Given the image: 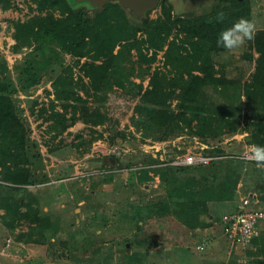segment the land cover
Masks as SVG:
<instances>
[{
    "label": "trees",
    "instance_id": "obj_1",
    "mask_svg": "<svg viewBox=\"0 0 264 264\" xmlns=\"http://www.w3.org/2000/svg\"><path fill=\"white\" fill-rule=\"evenodd\" d=\"M29 1V15L9 20L13 39L9 50L21 54L8 66L0 53V186L8 190L0 196V207L10 232L15 225L26 223L24 230L13 233L15 240L42 242L44 226L50 221L46 211L39 214L38 199L27 189L45 183L49 175L42 169L38 147L29 136L14 95L29 94L43 75L50 81L60 107L55 110L50 102V111L44 116L50 120L47 130L51 138L69 132L68 127L77 120L94 133L92 126L106 119L98 106L87 105L79 93L71 65L63 61L65 53L76 64L79 57H87L79 66L92 92L104 93L116 85L137 96L131 122L141 139L163 140L187 132L205 144L201 153L211 156L204 164L172 165L170 158L148 155L145 164L136 169L135 181L147 185L155 176L162 193L129 201L137 226L150 217L166 215L190 230L211 225L215 217L212 206L231 207L245 168L254 179L250 191L255 193L256 206L264 207L259 206L264 202V168L252 160L223 156L240 150L243 144L264 145V27L257 28L251 40L257 55L248 80L225 76L213 59L225 50L217 46L220 31L241 17L250 19L249 0H194L185 14L173 12L171 0H158L157 14L141 19L128 15L127 7L116 0L105 1L101 8L73 7L69 0ZM8 7L9 0H0V8ZM221 11L225 14L222 22L217 20ZM160 49L163 66L151 68ZM133 50L136 58L131 60ZM44 110L43 106L39 109ZM242 129L246 133L240 140L231 138L232 147L227 149L221 143L223 136ZM116 133L124 136L122 130ZM81 134L75 133V146L87 145L94 137L84 139ZM83 150L86 147L79 152ZM111 158L119 165H129L119 163L114 154L109 163ZM71 167L70 163L63 165L56 175L69 176ZM35 231L38 237L32 236Z\"/></svg>",
    "mask_w": 264,
    "mask_h": 264
},
{
    "label": "rangeland",
    "instance_id": "obj_2",
    "mask_svg": "<svg viewBox=\"0 0 264 264\" xmlns=\"http://www.w3.org/2000/svg\"><path fill=\"white\" fill-rule=\"evenodd\" d=\"M69 1L73 7L80 5L93 7L90 0ZM249 1L250 19L255 22L256 28L264 27V0ZM9 2L10 7L6 15L2 13L0 16V53L5 56L8 66L21 54L11 52L10 43L7 44V40L3 38L10 34L9 20L23 19L32 12L29 9V6H32L29 0ZM171 2L173 12L185 14L194 0ZM157 12V7L148 11L127 8V14L136 19H141L146 14L154 17ZM131 53L132 60L136 55L134 50ZM256 55L257 52L249 41L242 50L234 53L223 50L213 55V59L218 67L219 63H222L221 70L225 76L236 77L242 81L250 78ZM74 59L67 53L64 54L63 61L71 65L72 76L78 81L79 93L87 99V105L98 106L106 115V119L103 123L92 126L95 129L94 133L88 130L86 124L77 120L68 127L69 132L63 131L51 138L50 131L47 130L50 120H45L44 116L50 111V102H53V109L60 110V107L53 96L50 81L43 75L29 94L17 92L14 95L15 102L21 108L22 116L29 126V136L38 147L42 169L49 175L45 183L27 186V189L32 190L31 194L38 199L36 204L39 214L46 211L50 222L44 226L45 236L42 242H18L20 240H15L13 233L24 230L26 223L15 225L10 232L3 223L4 209L0 207V264L198 263L201 257H206L216 248L208 243H204L203 246L200 242H208L209 235L218 239L223 237L220 217L231 210V204V207L229 204L212 206L211 211L215 217L211 225L190 230L168 215L150 217L137 226L135 220L131 218L129 201L137 196L144 199L161 196L162 190L155 176L147 181V185L145 181H135L136 169L145 164L148 155L161 160L171 159L187 149L205 147V144L187 132L163 140L141 139L139 131L131 122L137 96L116 85L104 93L92 92L87 86V77L83 76L79 66L87 57H79L77 64L74 63ZM134 65L137 66V63ZM153 66L162 68V49L157 51L154 60L151 61L150 67ZM79 77L81 81L78 80ZM131 79L137 81L138 77L132 76ZM145 83L146 76L142 80V84ZM243 99L241 96L242 102ZM41 106L44 107V111H39ZM117 130H122L124 136L120 137L116 133ZM79 132L84 139L90 135L94 137L87 145L85 143L75 146L74 143L78 140L75 133ZM95 132L100 134L96 135ZM228 137L223 136L221 139V143L227 149L234 143L231 140L233 137ZM235 137L233 139L237 140ZM110 138L113 139L112 142ZM84 147L86 150L80 153ZM111 154L118 157L119 163L129 165H119L114 160L109 163ZM87 157H93V160H88ZM67 163L72 164L70 175L58 177L56 173ZM253 180V176L245 168L240 178L242 191L250 190ZM74 187L80 189L73 190ZM7 191L0 186V196ZM252 205L256 206V202ZM259 206H264V202L259 203ZM32 236L38 237V232L35 231ZM49 239L52 241L48 242ZM150 240H156V244L147 247V241ZM196 244L203 247L196 249ZM257 262L256 257L245 256L244 264H258Z\"/></svg>",
    "mask_w": 264,
    "mask_h": 264
},
{
    "label": "built area",
    "instance_id": "obj_3",
    "mask_svg": "<svg viewBox=\"0 0 264 264\" xmlns=\"http://www.w3.org/2000/svg\"><path fill=\"white\" fill-rule=\"evenodd\" d=\"M4 26V24H1ZM205 146V145H204ZM202 146L198 149H187L184 153L174 155L168 163L172 165H193L204 164L211 156L201 153ZM248 146H244L238 151L229 152L227 157L251 160L246 155ZM253 196L248 194L240 199L237 209L221 215L223 233L230 248H245L256 235V224L264 219V207L252 206ZM252 200V201H251ZM196 249H201L202 245H195Z\"/></svg>",
    "mask_w": 264,
    "mask_h": 264
},
{
    "label": "crops",
    "instance_id": "obj_4",
    "mask_svg": "<svg viewBox=\"0 0 264 264\" xmlns=\"http://www.w3.org/2000/svg\"><path fill=\"white\" fill-rule=\"evenodd\" d=\"M9 8H0V16H2V13L6 15V12L8 11ZM5 40H7V44L11 43L13 39L11 38L10 34L3 36ZM0 43H1V38H0ZM1 45V44H0ZM219 67L221 69L222 63H219ZM223 68V67H222ZM241 123V119H240ZM236 133V132H235ZM246 131L244 129L240 130V132L234 134L232 136H229L228 138L235 137L237 140L242 139L243 134H245ZM228 138H225L226 141ZM244 146L250 147L251 144H243L242 148ZM232 152V151H231ZM156 178V177H155ZM242 182L239 180L236 188H235V197L233 199L232 207L237 209V206L240 203V199L248 193L253 196V201L251 202V205L255 203L256 198H255V193L250 190L242 191ZM252 198V197H251ZM253 206V205H252ZM234 211V210H232ZM228 212H231L229 210ZM205 228V227H204ZM222 232H223V227H222ZM223 237L218 239L217 237H213L209 235L208 237V242H200L204 246V243H208L209 245H212L215 249H212L211 253H208L206 257H201L199 259V262L194 263V264H233L234 262L231 260L236 261L234 264H244L245 263V256H254L256 257V261H258V264H264V219L258 221L256 224V235L253 238V240L243 249L241 248H230L229 243L224 236V233H222ZM156 241V240H155ZM21 242V241H18ZM148 242V241H147ZM156 244V242H155ZM153 243H150V245H155ZM149 245V246H150ZM198 245V244H196ZM206 245V244H205ZM160 246V243L159 245ZM202 246V247H203ZM252 251L254 253L252 254ZM203 258V259H202ZM241 261V262H240Z\"/></svg>",
    "mask_w": 264,
    "mask_h": 264
},
{
    "label": "clouds",
    "instance_id": "obj_5",
    "mask_svg": "<svg viewBox=\"0 0 264 264\" xmlns=\"http://www.w3.org/2000/svg\"><path fill=\"white\" fill-rule=\"evenodd\" d=\"M225 14L217 13V20L222 22ZM256 24L251 19L241 17L234 21L231 26L223 28L217 39V46L222 47L230 53L242 50L244 46L255 38ZM246 155L257 167L264 168V145L253 144L247 150Z\"/></svg>",
    "mask_w": 264,
    "mask_h": 264
},
{
    "label": "water",
    "instance_id": "obj_6",
    "mask_svg": "<svg viewBox=\"0 0 264 264\" xmlns=\"http://www.w3.org/2000/svg\"><path fill=\"white\" fill-rule=\"evenodd\" d=\"M93 3V7L101 8L103 3L107 0H90ZM121 6L133 9L135 11L146 10L147 8H153L157 5L158 0H116ZM111 161L113 159L111 158ZM155 240L147 242L148 247L150 243L155 244Z\"/></svg>",
    "mask_w": 264,
    "mask_h": 264
}]
</instances>
